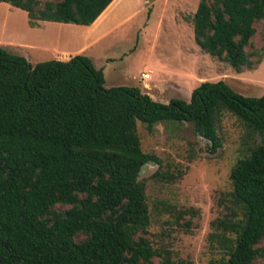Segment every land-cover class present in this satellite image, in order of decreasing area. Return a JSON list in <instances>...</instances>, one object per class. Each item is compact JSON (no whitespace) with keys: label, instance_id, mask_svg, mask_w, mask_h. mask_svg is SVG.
<instances>
[{"label":"trees","instance_id":"obj_1","mask_svg":"<svg viewBox=\"0 0 264 264\" xmlns=\"http://www.w3.org/2000/svg\"><path fill=\"white\" fill-rule=\"evenodd\" d=\"M0 1L27 11L37 27L92 25L114 0ZM189 19L210 56L239 72L262 62L264 45L253 38L258 24L264 36V0H200ZM228 114L242 128L240 157L209 246L214 264H264V95L204 81L190 100L163 103L138 86L106 87L85 54L32 64L0 46V264H193L150 237L143 166L158 163L151 178L168 183L186 170L144 151L139 123L152 132L157 122H192L215 151ZM161 207L176 223L198 213L164 200Z\"/></svg>","mask_w":264,"mask_h":264},{"label":"rangeland","instance_id":"obj_2","mask_svg":"<svg viewBox=\"0 0 264 264\" xmlns=\"http://www.w3.org/2000/svg\"><path fill=\"white\" fill-rule=\"evenodd\" d=\"M199 1L124 0L111 12L108 25L112 30L83 54L104 66L106 87L138 86L163 103L174 97L190 100L204 81L223 80L241 94L264 95V58L254 69L239 72L196 43L189 18ZM57 27L44 21L32 27L27 11L0 1V46L23 53L32 64L56 57L51 41L58 42L67 31L59 33ZM257 27L256 48L264 45L262 25ZM149 69L152 74L142 78V72ZM139 133L144 151L156 153L165 168L186 170L181 179L168 183L151 178L160 167L158 163L143 166L140 179L146 181L153 219L150 237L193 264H214L217 254L210 248L208 236L211 222L223 212L219 197L231 188V169L240 157L239 122L229 114L224 117L219 125L222 143L215 151L192 122L161 121L154 124L152 132L146 123H139ZM160 200L180 209L195 208L198 213L186 214L176 223L168 210L154 208ZM188 220L189 225L185 224Z\"/></svg>","mask_w":264,"mask_h":264},{"label":"crops","instance_id":"obj_3","mask_svg":"<svg viewBox=\"0 0 264 264\" xmlns=\"http://www.w3.org/2000/svg\"><path fill=\"white\" fill-rule=\"evenodd\" d=\"M122 1L118 0L114 3L113 7L109 12L104 11L101 16L92 24V25H79L74 23H63L56 21H44L49 22L51 25H57V29H59V33L63 32L66 29L65 36H59L58 42L51 41V46L56 50V57L53 59H62L68 60L71 56L76 54H83L87 48L92 47L93 44L101 39L105 34H108L113 27H109L108 20L110 18L111 12L115 7H117ZM11 5V4H9ZM105 14V15H104ZM104 15V16H103ZM71 29V30H69ZM21 55H24L21 53ZM25 56V55H24ZM26 57V56H25ZM94 65L97 68H102L103 71L104 66L97 65L93 60V57L89 56ZM108 61L109 59L106 58ZM144 72V71H143Z\"/></svg>","mask_w":264,"mask_h":264},{"label":"built area","instance_id":"obj_4","mask_svg":"<svg viewBox=\"0 0 264 264\" xmlns=\"http://www.w3.org/2000/svg\"><path fill=\"white\" fill-rule=\"evenodd\" d=\"M152 72L153 71L151 69L144 71V72H142L141 77L146 79L152 74Z\"/></svg>","mask_w":264,"mask_h":264},{"label":"water","instance_id":"obj_5","mask_svg":"<svg viewBox=\"0 0 264 264\" xmlns=\"http://www.w3.org/2000/svg\"><path fill=\"white\" fill-rule=\"evenodd\" d=\"M149 162H151V161H149ZM152 164H156L155 162H151Z\"/></svg>","mask_w":264,"mask_h":264}]
</instances>
